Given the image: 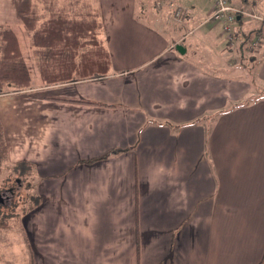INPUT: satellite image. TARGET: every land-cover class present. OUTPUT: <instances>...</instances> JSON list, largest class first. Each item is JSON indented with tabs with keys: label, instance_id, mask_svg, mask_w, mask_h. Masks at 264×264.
Returning <instances> with one entry per match:
<instances>
[{
	"label": "crops",
	"instance_id": "crops-1",
	"mask_svg": "<svg viewBox=\"0 0 264 264\" xmlns=\"http://www.w3.org/2000/svg\"><path fill=\"white\" fill-rule=\"evenodd\" d=\"M21 1L0 0V24L31 87L0 97V119L7 162L38 177L30 264H260L264 96L245 69L207 57H250L264 82V22L239 18L263 45L231 51L212 0H90L110 67L49 85ZM230 2L264 16V0Z\"/></svg>",
	"mask_w": 264,
	"mask_h": 264
},
{
	"label": "trees",
	"instance_id": "trees-1",
	"mask_svg": "<svg viewBox=\"0 0 264 264\" xmlns=\"http://www.w3.org/2000/svg\"><path fill=\"white\" fill-rule=\"evenodd\" d=\"M40 7L44 8V13H41ZM18 16L28 33L46 84L99 78L105 74L101 72L102 66L110 67V55L99 38L102 30L100 14L90 0H22ZM242 33L247 41L253 34ZM99 52H103L105 57H101ZM78 57H82L80 63L77 62ZM90 64L92 72H95L85 75ZM30 87L31 76L18 38L10 26L0 24V92H19ZM7 157L0 119V159ZM0 228L7 229L8 225L0 224ZM260 264H264V259Z\"/></svg>",
	"mask_w": 264,
	"mask_h": 264
},
{
	"label": "rangeland",
	"instance_id": "rangeland-1",
	"mask_svg": "<svg viewBox=\"0 0 264 264\" xmlns=\"http://www.w3.org/2000/svg\"><path fill=\"white\" fill-rule=\"evenodd\" d=\"M248 13L251 15L260 14ZM236 49H231V51ZM236 56L207 57V59L211 60L213 64L218 63L220 59H225L226 64L242 67L245 69L242 77L249 81L254 79L257 83V89L261 90V96L262 94L264 96V82L257 78V69H254L258 62H253L250 57H240L239 53ZM251 70L254 76L250 77L248 73H251ZM0 93V97L8 94V92ZM27 170V165L19 164L14 167L7 162V159H0V224L8 225L7 229L0 228V264H30V256L32 255L27 243L25 221L28 212L39 204L40 196L38 177L33 174L32 170ZM5 205L8 208L5 209Z\"/></svg>",
	"mask_w": 264,
	"mask_h": 264
},
{
	"label": "built area",
	"instance_id": "built-area-1",
	"mask_svg": "<svg viewBox=\"0 0 264 264\" xmlns=\"http://www.w3.org/2000/svg\"><path fill=\"white\" fill-rule=\"evenodd\" d=\"M213 9L209 17V21L212 22H221L222 23V32L225 39V42L230 49L239 48L241 45L246 44L252 48H257L259 45H262V37L255 36L249 41L246 40L244 33L239 29L238 20L242 16H247L250 18H255L259 21L264 22V16L251 15L250 13L234 7L230 0H212ZM171 7H174L171 4ZM176 18L180 20L181 18V9L177 8L174 11Z\"/></svg>",
	"mask_w": 264,
	"mask_h": 264
},
{
	"label": "water",
	"instance_id": "water-1",
	"mask_svg": "<svg viewBox=\"0 0 264 264\" xmlns=\"http://www.w3.org/2000/svg\"><path fill=\"white\" fill-rule=\"evenodd\" d=\"M178 49L180 50L181 48H180V47H178Z\"/></svg>",
	"mask_w": 264,
	"mask_h": 264
}]
</instances>
